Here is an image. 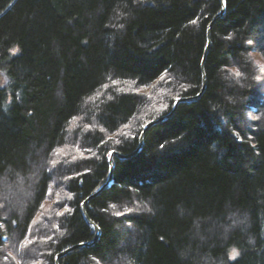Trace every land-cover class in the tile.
<instances>
[{
	"label": "trees",
	"instance_id": "trees-1",
	"mask_svg": "<svg viewBox=\"0 0 264 264\" xmlns=\"http://www.w3.org/2000/svg\"><path fill=\"white\" fill-rule=\"evenodd\" d=\"M224 3L200 93L219 0H0V179L40 162L0 264L90 243L110 153L180 98L111 157L98 238L58 263L264 264V0Z\"/></svg>",
	"mask_w": 264,
	"mask_h": 264
},
{
	"label": "rangeland",
	"instance_id": "rangeland-1",
	"mask_svg": "<svg viewBox=\"0 0 264 264\" xmlns=\"http://www.w3.org/2000/svg\"><path fill=\"white\" fill-rule=\"evenodd\" d=\"M256 60L260 63L262 62L261 59L256 56ZM6 85V79L3 73L0 72V88ZM176 101V100H175ZM160 118V117H159ZM65 156V155H64ZM53 163V162H52ZM50 166H53L50 164ZM31 170L29 173H27L24 177H18L17 175L13 176V178L10 179V181L1 180L0 179V211L2 214H19L25 203L29 201L30 197L32 196L31 192L33 190V185L35 184V176L37 174L36 171H38L40 167V162L38 164L30 165ZM54 195V194H52ZM49 202L44 204L42 206V212L45 210L44 208L48 205ZM40 217V215H39ZM230 218H234V216H230ZM235 219V225L240 221L239 219L236 221ZM234 225V224H233ZM239 226V224H237ZM225 231V229H223ZM29 241H33V243H45V238L40 236H35V233H31L28 237ZM31 239V240H30ZM41 253V252H39ZM40 255V254H39ZM38 255V256H39ZM22 264V263H18ZM36 264V263H33Z\"/></svg>",
	"mask_w": 264,
	"mask_h": 264
},
{
	"label": "water",
	"instance_id": "water-1",
	"mask_svg": "<svg viewBox=\"0 0 264 264\" xmlns=\"http://www.w3.org/2000/svg\"><path fill=\"white\" fill-rule=\"evenodd\" d=\"M225 8V3H224V0H219V11L218 13L211 19V21L208 23L207 27H206V45H205V48L203 50V57H202V60H201V73H202V85H201V91L200 93L202 92V90L204 89V86H205V80H204V74H203V71H202V63H203V60H204V57L208 51V48H209V33H210V29H211V26L213 24V22L221 16L223 10ZM199 93V94H200ZM187 100V98H180V99H177L176 101L173 102L172 104V107H171V110L170 112L167 114V115H164L156 120H153V121H150V122H147L143 127H142V131L138 137V145L136 147V149L128 154V155H122V154H119L117 152H114L112 151L110 153V157L108 158V175H107V179H106V183L104 185H102L99 189H97L94 193H92L91 195H89L80 205V212L85 220V222L87 224H89L91 227H92V230H93V238L92 240L90 241V243H87V242H83V243H79V244H76V245H73L69 248H66L64 249L63 251L59 252L58 254L55 255L54 257V264H59L58 263V259L61 257V256H64L65 254H67L70 250H72L73 248H76V247H83V246H87L89 244H93L97 238H98V235H99V229L98 227L87 217V215L85 214V204L87 203V201L94 197L97 193H99L103 187L110 183L111 182V178H112V164H111V157H116V158H126L132 154H134L135 152H137L141 146H142V137H143V134L144 132L152 125L154 124H157L161 121H163L165 118H167L174 110L175 108L177 107V105L179 103H182V102H185Z\"/></svg>",
	"mask_w": 264,
	"mask_h": 264
}]
</instances>
